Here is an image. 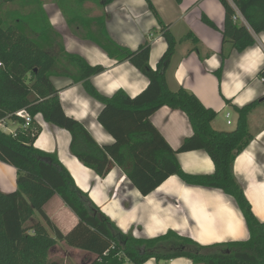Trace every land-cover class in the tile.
Segmentation results:
<instances>
[{"label": "trees", "instance_id": "1", "mask_svg": "<svg viewBox=\"0 0 264 264\" xmlns=\"http://www.w3.org/2000/svg\"><path fill=\"white\" fill-rule=\"evenodd\" d=\"M56 1L66 14L70 8L68 0ZM112 1L103 0V5ZM220 1L225 8V40L239 51L253 45L251 30L264 32V0ZM148 2L157 14L152 2ZM41 13L44 15L39 6L28 13L33 14V19L19 18L12 24L0 19V119L7 117L18 124L16 135L0 131V160L14 166L18 174L17 190L0 191V264H58L50 258L58 241L93 253L95 257L90 264H143L151 258L170 261L179 257L189 258L196 264H264V221L253 212L233 171L237 156L253 139L248 115L258 102L237 109L239 117L233 131L214 129L215 110L206 107L191 91L183 87L173 91L168 86L166 69L177 41L165 28L163 34L168 48L156 69L149 62V42L130 50L107 36L99 40L87 33L86 38L98 42L111 58L131 62L149 79L146 89L136 96L118 90L106 97L90 80L105 67L89 65L81 56L64 50L60 55L52 52L55 32L46 19L39 20ZM239 15L250 28L237 21ZM64 62L76 68L78 74L74 80L82 81L87 92L103 103L98 119L113 135L114 143L99 145L80 121L66 114L59 90L52 81ZM163 106L184 111L191 123L193 134L179 149L171 147L150 119ZM24 108L33 117L28 126L16 115ZM37 114L46 122L67 129L72 135L71 152L99 176L105 177L118 165L144 196L173 175L189 185L222 190L241 210L249 238L203 245L172 230L151 238L124 232L77 186L57 154L35 147V139L41 132L34 121ZM197 149L206 150L214 161L213 174L193 175L181 167L177 153ZM55 194L79 220L66 234L44 209ZM37 214L45 224L35 221Z\"/></svg>", "mask_w": 264, "mask_h": 264}, {"label": "crops", "instance_id": "2", "mask_svg": "<svg viewBox=\"0 0 264 264\" xmlns=\"http://www.w3.org/2000/svg\"><path fill=\"white\" fill-rule=\"evenodd\" d=\"M39 1L55 32L50 50L59 55L64 50L81 56L89 65L104 66L105 70L94 74L90 80L106 97L113 96L118 90L136 96L146 89L149 79L131 62L111 58L98 42L86 38L87 33L96 35L99 40L107 36L130 50L149 42V62L156 69L168 48L163 34L165 28L177 41L166 69L168 86L173 91L182 87L191 91L206 107L215 110L214 129L233 131L239 117L237 109L257 101L248 115L253 139L237 156L233 171L253 212L264 221V81L261 79L264 32L251 30L255 43L242 51L235 49L223 35L225 8L220 0H150L157 14L150 8L148 0H114L107 5H103V0H68L70 8L66 14L56 0ZM237 21L249 27L242 15ZM219 70L220 74L217 73ZM77 74L72 64L64 62L52 76L63 109L80 121L99 145L114 143L115 138L98 119L103 103L87 92L82 81L74 80ZM228 112L231 113V124L228 123ZM150 119L174 149H179L193 134L189 118L182 110L163 106ZM34 121L41 127L35 147L57 154L77 186L124 232L151 238L172 230L203 245L249 238L241 210L222 190L189 185L173 175L144 196L120 166H114L101 177L81 162L71 152L72 135L67 129L46 122L41 114H37ZM177 159L189 174L215 172V163L204 149L179 152ZM17 176L14 166L0 160L1 192L17 190ZM44 209L64 234L79 221L58 194L45 204ZM36 217L42 219L39 214ZM59 245L64 246L65 256H82L80 264L84 263V258L89 257L91 262L94 257L93 253L68 246L63 241H58L55 248ZM143 264L196 263L179 257L170 261L151 258Z\"/></svg>", "mask_w": 264, "mask_h": 264}, {"label": "rangeland", "instance_id": "3", "mask_svg": "<svg viewBox=\"0 0 264 264\" xmlns=\"http://www.w3.org/2000/svg\"><path fill=\"white\" fill-rule=\"evenodd\" d=\"M61 3L63 2L62 0H59ZM42 2V1H41ZM31 3V4H30ZM40 6V1L39 0H0V19L6 20L8 24H12L15 22L17 19L22 18L25 20L33 19V14L30 16L28 13L31 14L33 10L39 9ZM41 7V6H40ZM39 20L47 19V16L42 15L38 17ZM36 220H40V218L36 217ZM42 220V219H41ZM40 220V221H41ZM34 222V220H33ZM42 223L45 224V221L43 220ZM64 246L59 245L58 247H54L52 249V256L50 258L53 261H56L58 264H80V259L83 258L81 257H76V256H65L63 254V248ZM56 250H59L57 252ZM95 257V256H94ZM94 257L92 260H94ZM74 258V259H73ZM79 258V259H78ZM84 263L83 264H90V258L86 257L84 258ZM91 260V262H92ZM129 263V262H128ZM82 264V263H81Z\"/></svg>", "mask_w": 264, "mask_h": 264}, {"label": "built area", "instance_id": "4", "mask_svg": "<svg viewBox=\"0 0 264 264\" xmlns=\"http://www.w3.org/2000/svg\"><path fill=\"white\" fill-rule=\"evenodd\" d=\"M261 79L262 81H264L263 77ZM16 115L25 120L24 122L25 126H28L33 120V117L29 114L26 108L18 110L16 112ZM227 117L229 118L228 123L231 124L232 120L230 119L231 117L230 112L227 113ZM17 127H18V124L16 121L10 120L7 117L0 119V131H3L8 134L16 135Z\"/></svg>", "mask_w": 264, "mask_h": 264}]
</instances>
